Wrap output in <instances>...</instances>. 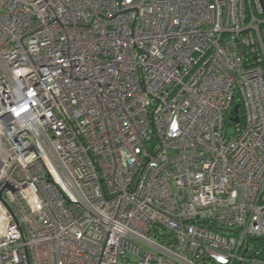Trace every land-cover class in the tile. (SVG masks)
Listing matches in <instances>:
<instances>
[{
  "label": "built area",
  "instance_id": "built-area-1",
  "mask_svg": "<svg viewBox=\"0 0 264 264\" xmlns=\"http://www.w3.org/2000/svg\"><path fill=\"white\" fill-rule=\"evenodd\" d=\"M262 241L264 0H0V264Z\"/></svg>",
  "mask_w": 264,
  "mask_h": 264
},
{
  "label": "trees",
  "instance_id": "trees-1",
  "mask_svg": "<svg viewBox=\"0 0 264 264\" xmlns=\"http://www.w3.org/2000/svg\"><path fill=\"white\" fill-rule=\"evenodd\" d=\"M262 248L264 247V241L260 242ZM262 258H264V253L262 254Z\"/></svg>",
  "mask_w": 264,
  "mask_h": 264
},
{
  "label": "water",
  "instance_id": "water-1",
  "mask_svg": "<svg viewBox=\"0 0 264 264\" xmlns=\"http://www.w3.org/2000/svg\"><path fill=\"white\" fill-rule=\"evenodd\" d=\"M237 110H238V107L236 106V107H235V111H237Z\"/></svg>",
  "mask_w": 264,
  "mask_h": 264
}]
</instances>
